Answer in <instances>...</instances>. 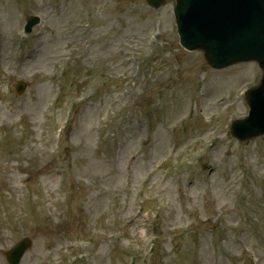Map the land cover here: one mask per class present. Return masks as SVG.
Wrapping results in <instances>:
<instances>
[{
  "label": "rangeland",
  "instance_id": "374dc122",
  "mask_svg": "<svg viewBox=\"0 0 264 264\" xmlns=\"http://www.w3.org/2000/svg\"><path fill=\"white\" fill-rule=\"evenodd\" d=\"M15 1V0H14ZM37 6L43 8V12L49 15V32L46 33L42 38L37 39L42 52H38L36 55V62L31 64L32 69H38L39 73L45 72L48 65V58L50 56L58 57L57 60L51 61L52 67L56 62H58L64 51L63 36L60 32L63 26L67 25V18L72 22L75 20V14H69V8L75 9V4L66 2L64 4L44 6L46 0H33ZM69 2H74L69 0ZM99 0L96 2L98 3ZM75 3V2H74ZM32 4L29 0H22L19 4V9H15L10 0H3L0 4V34L2 40L6 37L11 38L10 32H15L18 28V19L25 18L26 15L32 14L34 8H30ZM36 6V5H35ZM135 12L127 16L123 12L112 13L116 17L115 23L111 22L108 26L116 25L118 22L120 25L125 21V26L131 24L140 14L139 6L135 7ZM77 13V11H75ZM148 16V17H147ZM145 25L146 28L143 29V32H147L152 25L158 26L161 25L163 28L167 27L170 21V7H167V10L164 12L154 14H146ZM96 22L104 26V34L110 31V28L102 23L101 18H94ZM23 23V21H21ZM20 22V24H21ZM134 32L139 33V29H142L141 24L136 22L135 25H131ZM91 37V36H90ZM15 40V39H13ZM119 42L123 45V40L114 39L110 45H107L105 42L101 44L105 48V56L102 55L105 60L113 61L114 75L117 76L121 74V69L115 67L116 56L118 55L117 50L120 48ZM90 46V44H89ZM124 47V46H123ZM8 55L5 61L6 67L13 71L14 73H19L21 75L30 76V57L19 56L16 54V50H8ZM196 61L197 57H192ZM94 60V55L90 54L87 61L96 62ZM99 63L100 69L104 71ZM2 66V65H1ZM105 67L106 64H104ZM177 68L183 72H187L190 67L185 65L180 67L177 65ZM7 69L8 73L9 70ZM240 76V75H238ZM51 89L45 85L41 84V87L38 88L36 92L29 91L27 96L21 100H17L14 104L16 112L15 119H19L22 106L28 105V109L25 111L24 115L26 118H29L30 121L41 120L39 124L43 127L40 132H35L33 137V149L29 150L25 145L27 144L26 138H20L18 141V157L25 158L27 155L32 156L33 160V172H34V183L38 180L36 185V190L34 188L33 193V202L28 205H24V208L27 209V218L24 228L22 230L18 229H4L0 232V249L3 247L9 246V244L17 237L22 234H30L36 238V246L23 261L22 264H36L40 259H43L46 251L48 249L58 247V246H48L52 242L47 239L44 235V231L48 229L47 225L43 224V220L46 216L43 217L45 213L42 203V185L43 180H45L49 188H54L56 185V175L54 174L53 178H50L49 170L43 174L42 166L40 165V158L42 156L43 146L42 141H45L47 144L52 143L54 140L53 127L56 125V115H52L51 120L44 121L43 117L49 114V95ZM118 102L117 95L112 97H107L101 101L100 108L97 111H94V114H88L87 112H82L83 120L78 125H73V131L71 138L69 140V151L64 154V160L67 163L74 165L76 174L78 177L86 178L90 185L86 186L83 183L79 182L83 191L82 194L74 195L72 204L70 206V211H67L63 214L64 222L66 228L69 230L72 238H79L85 236L86 233H89L93 227L101 228L105 233H107V224L112 223L113 225L117 222L112 217L114 216L110 213L111 206L109 205V196L111 193L113 197L112 189H115L119 192L125 194V221L128 220V217L131 215L134 208V185L143 176V179L147 178V171L150 166V162L145 160L142 155H136L137 144L134 145V142L137 141L136 133L134 136H126L119 127H111V122L114 120V117H109V109ZM126 103H122L124 106ZM1 106V105H0ZM5 106H2L4 109ZM3 119L8 118L9 113L1 111ZM45 130V133L42 135V130ZM105 129L106 131L100 133L101 130ZM108 137H115L120 141V151L118 152L119 160L117 165L113 164V148L115 141L109 140ZM104 140H99V138H104ZM165 141V136H164ZM105 154V155H104ZM162 155V152L159 153V156ZM216 159L213 161L217 166L218 163L222 160L223 153L221 156L218 152L215 154ZM233 156L224 158V169L221 171L223 177V182L219 177V173L215 172L210 175V182L212 184V189L216 195L217 204H223V208L229 210L232 199L235 197L238 188V181H233V177L230 176L232 168L234 166ZM45 162H47L45 160ZM7 173H10L9 166ZM53 170V168H51ZM189 172L181 173L180 176L187 180L192 174ZM158 173L155 176H152L154 179H157ZM230 181V183H229ZM162 191V201L165 209V216L168 220H171L173 215L176 212L183 211L184 208L191 207V204L194 201L201 200V196L206 194V186L203 179L197 180L194 179L193 182L189 183L184 189L188 191V196H182L180 191L181 182L175 184L174 181L169 178L165 179L162 183L159 184ZM251 189H246L243 191L241 196L242 201L240 204V212L245 214L247 207L258 203L264 199V191L258 189L255 190L256 196L251 195ZM77 207L81 209L83 213L81 218L77 212ZM121 207V205H119ZM231 207V206H230ZM80 214V215H81ZM123 215V214H122ZM112 216V217H111ZM86 224V228L82 225ZM43 224V225H42ZM5 227V225H3ZM119 229V228H118ZM132 234H135L134 230H127L125 232V238H131ZM256 246L264 248V241L258 243L255 239H252ZM117 241H113V246ZM108 246L111 249H108L107 246H104L103 249L98 248L99 251L104 253V259L100 260V264H126L128 261L127 257H124L120 251L119 246ZM113 247V248H112ZM264 251V250H263ZM193 256L191 253H186L182 256L184 264H228L226 261L222 263H213L210 255H205L202 250L199 252V256L195 254L193 250ZM232 255V254H231ZM108 258V261L105 258ZM0 264L2 263L0 257ZM94 264H98L96 258L94 259ZM180 264V263H179Z\"/></svg>",
  "mask_w": 264,
  "mask_h": 264
}]
</instances>
